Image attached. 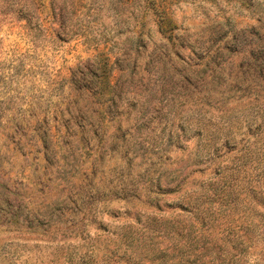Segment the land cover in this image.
Returning <instances> with one entry per match:
<instances>
[{"label": "rangeland", "instance_id": "1", "mask_svg": "<svg viewBox=\"0 0 264 264\" xmlns=\"http://www.w3.org/2000/svg\"><path fill=\"white\" fill-rule=\"evenodd\" d=\"M261 216L264 0H0V264H264Z\"/></svg>", "mask_w": 264, "mask_h": 264}, {"label": "trees", "instance_id": "2", "mask_svg": "<svg viewBox=\"0 0 264 264\" xmlns=\"http://www.w3.org/2000/svg\"><path fill=\"white\" fill-rule=\"evenodd\" d=\"M99 74H96L95 75V77L98 79L99 78ZM207 213V212H206ZM260 223H261V226L263 225V223H264V217H260ZM249 227H255L253 224H249V226H248V228ZM250 239L251 238H248L247 236H245V237H238V238H236L235 240H234V242H236V244H238V245H244L245 246V250L246 249H248V247H247V243L248 242H250ZM214 247L216 248V244H214ZM221 249H219V250H216V253H215V255H216V257H218V254H219V251H220ZM230 253V252H229ZM220 257V256H219ZM233 257V256H232ZM220 259V258H219ZM231 261V260H230ZM229 262V261H228Z\"/></svg>", "mask_w": 264, "mask_h": 264}]
</instances>
